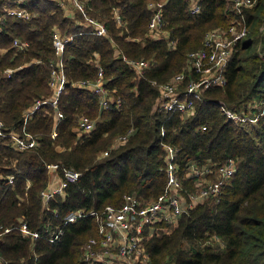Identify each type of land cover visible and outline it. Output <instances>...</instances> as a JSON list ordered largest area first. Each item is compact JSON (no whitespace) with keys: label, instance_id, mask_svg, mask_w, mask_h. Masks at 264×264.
<instances>
[{"label":"trees","instance_id":"16d2710c","mask_svg":"<svg viewBox=\"0 0 264 264\" xmlns=\"http://www.w3.org/2000/svg\"><path fill=\"white\" fill-rule=\"evenodd\" d=\"M87 15L104 24L107 35L89 32L83 18L70 17L49 0H0V120L6 135L36 137L34 151L18 152L9 138H0V227L19 220L40 238H23L18 230L2 237L0 254L6 264H82L81 247L96 237L97 222L90 218L63 225L76 211H101L120 206L134 195L155 201L164 191L165 153L162 144L177 151L181 177L188 163L218 165L236 161V172L218 199L194 207L175 225L159 223L145 231L144 264H264V114L255 125L241 126L227 119L214 103L238 114L252 116L254 101L264 102V0L245 10L247 36L238 42L225 70L223 88L203 90L192 116L158 110L159 94L152 82L163 83L184 70L190 52L201 48L207 31L225 29L234 19L231 0H200V12L190 14L189 0H82ZM150 3H162L167 39H151L147 26ZM23 9L35 17L28 22L7 16ZM122 21L118 26L114 12ZM77 22V24H76ZM73 36L63 54L67 85L59 97L63 119L51 139L55 111L41 106L27 119L24 114L48 99L50 64L54 61L51 34ZM16 38L29 49H12ZM144 60L151 65L142 74L122 61ZM102 69L105 88L119 98V109L100 111L97 97L72 84L93 80ZM12 69L9 78L4 71ZM80 117L95 121L87 135ZM99 119V121L97 120ZM202 128V130H200ZM132 131L129 137H126ZM163 131L164 135L161 136ZM126 137L117 142L118 138ZM118 144V145H117ZM80 173L43 208L47 165ZM13 176L9 184L7 178ZM192 190L190 180H182ZM62 230L54 243L44 231Z\"/></svg>","mask_w":264,"mask_h":264},{"label":"built area","instance_id":"2783aa9c","mask_svg":"<svg viewBox=\"0 0 264 264\" xmlns=\"http://www.w3.org/2000/svg\"><path fill=\"white\" fill-rule=\"evenodd\" d=\"M54 2L59 9L68 12L72 10L83 18V27L89 32L80 35H94L105 37L107 30L104 24L90 18L87 15L85 2L82 0H49ZM200 0H189L190 14L196 15L200 12ZM258 0H231L234 19L229 27L225 29H214L205 33L201 48L190 52L186 58V66L183 71L173 75L163 83L152 82L156 88L160 103L158 110L164 114H181L184 118L193 115L195 105L205 102L202 91L206 89L223 88L227 84L225 70L228 62L236 51L237 44L247 34L245 10L252 9ZM162 3H150L148 10L151 17L147 26L148 37L151 39H167L164 30L165 23L162 21ZM7 16H12L28 22L35 16L23 9L7 10ZM115 20L118 26H122L120 16L115 11ZM1 20V19H0ZM77 24V22H76ZM73 36H63L55 30L51 34L54 61L50 64L49 88L52 95L44 101H38L34 107L24 114V126L27 119L33 115L41 106L48 105L55 111V125L50 134L51 139H56L57 124L62 121L63 114L58 110L59 97L64 91L68 81L64 72L63 54L65 47L71 44ZM12 49L23 53L29 49L27 42L14 38L11 42ZM122 61L131 67L136 73L142 74L151 65L148 61L128 60L122 57ZM14 72L12 69L4 71V77ZM102 69L99 68L97 77L93 80L79 81L72 86L83 88L96 95L100 111L119 109L121 101L114 98L105 88ZM221 113L235 124L244 126L255 125L260 116L264 114V102L259 106L254 101L248 108L256 110L252 116L238 114L226 106L214 103ZM95 121L82 117L79 127L86 135L94 128ZM4 123L0 120V138H9L12 146L18 152L34 151L37 140L23 130V134H9L4 132ZM202 130V128L200 129ZM129 131L126 137L131 135ZM163 131L161 136H163ZM126 137L118 138L117 142ZM165 153V177L166 183L163 193L153 202H144L134 195L123 198L120 206L107 205L101 211H76L69 215L63 225L73 224L79 219L90 218L97 222L96 237L90 238L81 247L80 261L82 264H144L148 260V254L143 246L145 231H151L159 223L175 225L179 219L187 215L194 207L209 200L218 199L223 186L236 172V161L233 158L226 159L218 165L205 164L198 166L188 163L181 177L180 167L177 164V151L169 145H161ZM49 180L47 187L40 194L43 208L48 211L47 204L56 196H63L67 184L78 181L80 173L71 168H63L60 165L46 166ZM13 176L7 178L10 184ZM182 180L192 181L193 188H185ZM18 230L21 237L36 240L40 234L31 232L26 223L19 220L9 227H0V243L4 235ZM48 243H54L62 235V230L54 232L44 231ZM0 264H6L0 254Z\"/></svg>","mask_w":264,"mask_h":264},{"label":"rangeland","instance_id":"374dc122","mask_svg":"<svg viewBox=\"0 0 264 264\" xmlns=\"http://www.w3.org/2000/svg\"><path fill=\"white\" fill-rule=\"evenodd\" d=\"M68 13L70 14V17H72V18L75 17V12H73L72 10H68ZM207 32H208V31H207ZM207 32H206V33H207ZM81 118H82V117L79 118V120H78V124H79V121H80ZM84 118H85V117H84ZM97 120L99 121V119H97ZM117 145H118V144H117Z\"/></svg>","mask_w":264,"mask_h":264}]
</instances>
